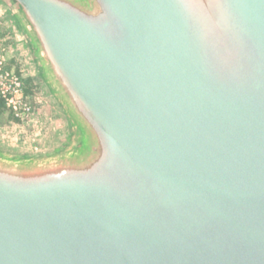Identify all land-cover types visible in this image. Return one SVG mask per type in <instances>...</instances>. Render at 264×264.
<instances>
[{
  "label": "water",
  "instance_id": "1",
  "mask_svg": "<svg viewBox=\"0 0 264 264\" xmlns=\"http://www.w3.org/2000/svg\"><path fill=\"white\" fill-rule=\"evenodd\" d=\"M72 143L0 150V264H264V0H6Z\"/></svg>",
  "mask_w": 264,
  "mask_h": 264
},
{
  "label": "rangeland",
  "instance_id": "2",
  "mask_svg": "<svg viewBox=\"0 0 264 264\" xmlns=\"http://www.w3.org/2000/svg\"><path fill=\"white\" fill-rule=\"evenodd\" d=\"M0 56L5 58L8 69L22 75L26 96L35 107L33 117L22 121L4 103L0 113V150L31 157L57 152L71 144V121L38 68L30 44L6 0H0Z\"/></svg>",
  "mask_w": 264,
  "mask_h": 264
},
{
  "label": "built area",
  "instance_id": "3",
  "mask_svg": "<svg viewBox=\"0 0 264 264\" xmlns=\"http://www.w3.org/2000/svg\"><path fill=\"white\" fill-rule=\"evenodd\" d=\"M25 88L22 75L8 69L5 58L0 56V100L22 121L31 119L35 113V107L26 96Z\"/></svg>",
  "mask_w": 264,
  "mask_h": 264
},
{
  "label": "trees",
  "instance_id": "4",
  "mask_svg": "<svg viewBox=\"0 0 264 264\" xmlns=\"http://www.w3.org/2000/svg\"><path fill=\"white\" fill-rule=\"evenodd\" d=\"M4 109V102L0 100V113Z\"/></svg>",
  "mask_w": 264,
  "mask_h": 264
}]
</instances>
